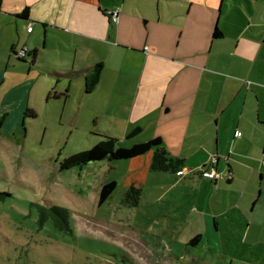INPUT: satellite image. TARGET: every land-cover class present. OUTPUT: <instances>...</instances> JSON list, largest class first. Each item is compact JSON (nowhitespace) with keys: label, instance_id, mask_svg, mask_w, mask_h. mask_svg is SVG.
I'll use <instances>...</instances> for the list:
<instances>
[{"label":"crops","instance_id":"1","mask_svg":"<svg viewBox=\"0 0 264 264\" xmlns=\"http://www.w3.org/2000/svg\"><path fill=\"white\" fill-rule=\"evenodd\" d=\"M113 10L117 22L108 14ZM24 25L28 37L21 42ZM2 45L10 56L0 68V86L9 83L10 94L37 86L48 90L46 98L64 95L66 102L77 90L80 104L94 99L97 108L113 110L119 146L160 137L183 159L175 174H152V151L113 166L130 165L125 189L169 181L192 186L177 194L179 202L189 200L186 248L230 262L237 257L233 238L240 236L245 251L263 264L264 0H0ZM22 47L23 59L17 56ZM14 102H3L0 111ZM204 166L224 177H202ZM196 234L200 239L190 242ZM213 234L216 241L207 243L204 235L210 240Z\"/></svg>","mask_w":264,"mask_h":264},{"label":"rangeland","instance_id":"2","mask_svg":"<svg viewBox=\"0 0 264 264\" xmlns=\"http://www.w3.org/2000/svg\"><path fill=\"white\" fill-rule=\"evenodd\" d=\"M25 28L19 29L21 42L28 37ZM9 52L0 46V68ZM48 58L43 61L50 62ZM20 75L26 78V71ZM7 85L0 86V107L5 101L16 102L6 113L0 111V264L258 263L260 258L245 251L240 236L233 238L237 257L230 262L200 247H185L184 233L191 230L182 224L189 200L181 203L177 194L191 192L192 186L183 189V184L170 181L146 184L138 205L132 206L123 200L131 176L128 163L113 166L114 161L97 160L60 169L65 157L92 147L103 135L119 137L120 126L111 119L110 107L99 109L94 99L80 104L77 90L64 102V95L46 98L48 90L43 87L10 94ZM24 97L29 103L22 106ZM28 108L35 116L25 115ZM109 181L116 182L115 190L99 204L101 185ZM53 205L65 210L69 230L57 228L49 216ZM204 237L207 243L216 241L215 234L210 240ZM203 243L202 238L199 246ZM252 249L255 253L257 248ZM189 256L196 261L189 262Z\"/></svg>","mask_w":264,"mask_h":264},{"label":"trees","instance_id":"3","mask_svg":"<svg viewBox=\"0 0 264 264\" xmlns=\"http://www.w3.org/2000/svg\"><path fill=\"white\" fill-rule=\"evenodd\" d=\"M28 13L26 7L22 16L25 17ZM222 34L218 29L213 32V37L218 38ZM23 59V58H22ZM91 80V79H90ZM97 76H93V81H89L87 88H91ZM25 115L35 116V113L30 108L25 110ZM2 124V122H1ZM0 124V128H1ZM139 128L133 129L127 137H133L139 132ZM149 151H152V157L149 165V169L152 172H168L177 173L184 166L183 159L172 156L165 146L160 137H153L147 141L136 142L130 146H119L118 140L115 137L103 135L102 139L96 142L92 147L75 152L65 157L60 163V169H69L75 165H81L90 161L108 160V161H120L127 160L139 155H143ZM116 182L109 181L101 185L98 193V203L101 204L112 194L115 190ZM141 195V189L137 186L130 185L124 190L123 200L130 203L132 206H137ZM49 216L53 217V221L57 228L60 230H69L67 218L65 217V210L60 206L53 205L50 207ZM46 217H42L40 222H43ZM200 239V234H196L190 242H197Z\"/></svg>","mask_w":264,"mask_h":264},{"label":"built area","instance_id":"4","mask_svg":"<svg viewBox=\"0 0 264 264\" xmlns=\"http://www.w3.org/2000/svg\"><path fill=\"white\" fill-rule=\"evenodd\" d=\"M108 14L110 15L112 22H117L118 14H117L116 10L109 11ZM31 29H32V26L29 25L27 27V30L31 31ZM25 54H26V47H22L20 50L17 51V56L19 58H24ZM210 162H211V165H213V163L215 162V158H212V160ZM210 168H212V166H209L207 168L204 166V167L200 168L198 170V172L202 177L208 178L211 180H217V179H221L224 177V175L222 173H218L215 170L210 169Z\"/></svg>","mask_w":264,"mask_h":264}]
</instances>
